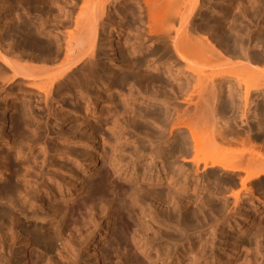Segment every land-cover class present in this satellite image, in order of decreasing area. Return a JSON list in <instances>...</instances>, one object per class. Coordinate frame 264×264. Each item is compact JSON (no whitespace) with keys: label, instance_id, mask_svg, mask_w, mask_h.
<instances>
[{"label":"bare ground","instance_id":"obj_1","mask_svg":"<svg viewBox=\"0 0 264 264\" xmlns=\"http://www.w3.org/2000/svg\"><path fill=\"white\" fill-rule=\"evenodd\" d=\"M38 1L58 5V12L50 10L48 18L42 11L39 26L16 22L9 32L13 42L0 35V102L6 104L4 115L9 107L16 111L14 137L5 133L6 117L0 127V141L10 147L0 165V264L209 263L221 258L214 249L207 251L208 241L195 243L192 259L180 248L191 230L201 231L210 219L239 228L234 254L223 264H255L259 251L250 238H264V0ZM114 4L130 49L117 51L121 64L104 67L101 60L112 59L104 52L102 31L115 26L104 23ZM109 33L113 37V30ZM107 44L116 46L113 40ZM117 65L134 75L119 77ZM162 69L163 74L152 73ZM99 82L108 85L110 97L117 94L121 107L97 111L102 92L93 96L90 89ZM126 82L145 88L151 104L138 109L133 93L120 89ZM71 92L87 99L85 110L103 116L102 123L119 134L116 139L133 142L134 149L125 159L123 147L98 136L93 119L83 115L90 147L110 144V150L91 154L90 171L81 180L65 185L49 170L40 183L30 161L23 172L11 161L38 147L46 156L49 149L44 140L28 139L27 147L18 140L25 129L33 128L35 135L42 129L32 95L50 110L57 97ZM202 99L215 114L234 116L222 131L255 138L257 152L199 158L201 141L184 118ZM249 107L259 115L249 117ZM130 122L136 137L124 132ZM139 124L150 130L145 141L139 140ZM60 127L54 144L74 137L64 131V122Z\"/></svg>","mask_w":264,"mask_h":264},{"label":"rangeland","instance_id":"obj_2","mask_svg":"<svg viewBox=\"0 0 264 264\" xmlns=\"http://www.w3.org/2000/svg\"><path fill=\"white\" fill-rule=\"evenodd\" d=\"M28 1L0 0V35L6 41L13 42L12 40H8L9 32L11 26L15 25L16 22L21 23L23 21H29V22L32 21L35 22L34 23L35 26H39L40 25L39 16L41 15V13L44 12L45 15L47 13V17L51 18L49 12L50 10L53 11L54 13L58 12V5L56 4L53 3L44 4L43 2H41L40 4V1L38 0H28ZM132 6H133V2L128 1L126 7L130 8ZM40 8H42L41 11ZM118 8L119 7L117 4H114L112 7H110L109 9L110 18H107L104 22L105 28L109 25V22L115 24V26L109 27L108 30L104 29L102 31V39L106 44L104 46V52L106 53V56L108 55L109 59L110 58L112 59V61L108 59H102L101 66H104L107 63L104 67L112 66L114 62L121 64L119 58L116 56L117 51L120 52L122 48L128 50L130 49L129 45H125V37L127 33L125 31L122 32L120 28V23L122 24L124 23L123 22L118 23L119 20H121L120 15L118 13L119 10ZM126 25L128 26L127 23ZM110 30H113L112 33L113 37L109 33ZM46 38L54 42V39H52V37L46 36ZM109 40H113V42H115L116 44L115 48H110L108 46L107 43L109 42ZM134 56L135 55H132L131 57ZM116 68L120 69L119 77L124 75H129V76L134 75V72H132L128 68H125L124 66H121L119 68V66L117 65ZM152 73L163 74L164 70L163 69L158 71L152 70ZM107 88L108 85H103L102 82H99L97 85H94L90 89L92 91V94H94L93 96L96 95L97 89L101 90L102 92V98H100V102L97 103L95 106L98 112L99 111L101 112V110L106 112V109L103 110V108L106 107H110L112 109L119 106L121 107L122 102L117 98L116 96L117 94L110 97L109 93L106 92ZM120 89H122L127 94L130 93V91L133 93L134 97L137 98V101L134 104L138 109H144L147 105L151 104L150 100L148 101L146 96L144 95L146 91L145 88H139L137 86H134L132 82H126L125 84L122 85V87H120ZM202 94L204 96V94L206 93L205 92L204 93L202 92L201 94L197 93L196 94V96L198 95L197 99H200V97L202 98L201 96ZM32 96L35 105L34 114L36 113L35 114L36 117L38 115L39 117H41L40 124L42 126L41 129L42 133L40 132L39 135H35L32 131L33 128L25 129L26 135L19 137L18 140L20 141L23 140L21 142L25 144L24 146L26 147H27L26 144L31 139L42 141V143L44 140V143L49 146V149L48 152L46 153V156L44 154V148H40V147H38L33 153L26 155V157L24 158L15 159V155H14L11 161L13 164H17L21 168L22 172L24 171L23 169L24 163L30 161V163H32L33 166L30 172L31 173L33 172L32 174H34L35 172L40 173V175L38 174L39 175L38 182L40 183L42 182V179H40L42 176L41 174H46L47 172H49V170H50L49 173L51 174L57 173L59 180L65 185L71 184L73 178H80L81 180V178L85 176V173L87 171H90L91 166L88 163L91 160V154L96 155L102 151L103 152L109 151L111 148L110 144H106L105 147L103 148L100 147L99 145L95 147L94 146L90 147L91 146L90 142H92V139L90 138L91 131H90V127H87V122H85L82 119L83 115L86 118L93 119L92 126L95 129L96 134L98 136H103L111 140L118 147L119 146L123 147L122 155H124L125 159L129 160L130 152H132L134 149V143L122 137L120 138V140H117L116 138L119 134H117V132L113 133L102 123V120L104 119L103 116L99 117L97 113L94 114L91 112H87L85 110L87 104L89 103L87 99L79 98L78 94L75 92L62 93L60 97H57V101H53L52 107L49 110L46 107L45 103L39 100V97H37L36 95H32ZM111 99H114L115 101L113 105H111ZM200 102L201 104L204 105L200 104V106L198 105L199 107L198 106L191 107L189 111V115L184 118V121L188 125H190V127H192L193 130L195 131L198 140L201 141L202 146H200L201 148L199 149L197 155L199 158L211 156V155H218V156L223 155L224 157L234 158L233 156L236 157L238 155H243V154L244 155L253 154V153L255 154V152H257L258 146L255 138L248 137L243 132L230 133V132H226L227 130L222 131L224 127L233 124L234 116H231L230 114H222V113L215 114L213 112L212 106L211 105L210 107L207 106L205 100H203V102L202 101ZM18 103H21L20 99H18ZM76 106H78L79 109L78 108L76 109ZM156 106L159 109L162 110L164 109V106L161 104H156ZM5 108H6V104L1 101L0 127L3 125L4 118L6 117L7 122L4 124V130L5 133L9 135L10 138H12L14 137V134H16L15 128L11 126L13 125L11 123V117L14 114L15 110L12 109V107H9L7 109L6 115H4ZM91 108L93 109L94 106L92 105ZM248 110H249L248 111L249 117L253 118L256 115H259V111L257 108L249 107ZM244 112L245 109L237 115L238 120L244 117L243 115ZM57 122H59V124ZM63 122H64V131H69L71 133V136L74 137H71L72 138L71 140H66V139L57 140L54 144L53 141L54 137L58 134V132L62 131L60 124H62ZM44 123L46 124V126ZM129 124L130 127L126 128L124 132L128 136L133 135L134 137H136V135H134L135 130L133 129L134 126H136V124L133 122H130ZM137 131L138 133H140L139 140L145 141L146 139L145 137L147 136V133L150 130H146L145 128H143V124H139L137 125ZM186 133L187 134L190 133L188 129L186 130ZM9 150L10 147L7 145V141L6 140L0 141V165L4 161L3 158L4 153L8 152ZM64 152H67V154H64ZM13 153L15 154V152ZM76 155L79 156L80 161L74 160V156ZM44 159H46L45 163L43 162ZM172 161L173 159L171 158L168 159V162L170 164H172ZM13 180L15 182L18 181L17 179H13ZM80 180H78V183L80 182ZM45 182H48L49 185L53 184V182L51 180L48 181V179H46ZM1 184H4V179L2 178H0V185ZM40 188L41 189L43 188V184L42 186L40 185ZM72 188L74 187L72 186ZM42 196H45V194H43ZM18 199L20 200L21 203H24V200H22L21 197H18ZM215 221L214 219H210L208 222L204 221L201 231H195V230L190 231L189 241L187 238L184 241L185 242L184 247L180 248L181 249L180 252L186 251L185 253L187 254V256L185 259H192L194 257L195 253H191L190 251L192 250L195 243H198L199 241L202 242L208 241L207 251L211 252V250L214 249L217 255H220L221 258L218 261L214 259V260H209V263H203V264H212L214 262H217V264H223L224 262H228L229 259H231V254H234V247L236 246L235 243L237 242L236 240H238L239 228L238 227L231 228L228 221H223V219L220 220L215 219ZM177 234L179 235L181 233H177ZM211 242L214 245H212ZM263 242H264V238H260L258 240H256L254 236L250 238V243L252 247L259 251V259L256 261L255 264H264ZM180 262L181 259L175 260V264L176 263L179 264Z\"/></svg>","mask_w":264,"mask_h":264}]
</instances>
